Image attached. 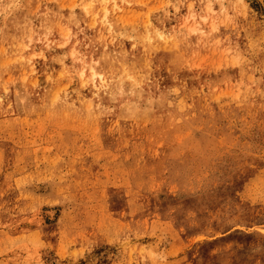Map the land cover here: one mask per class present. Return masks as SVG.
I'll list each match as a JSON object with an SVG mask.
<instances>
[{
	"label": "rangeland",
	"instance_id": "374dc122",
	"mask_svg": "<svg viewBox=\"0 0 264 264\" xmlns=\"http://www.w3.org/2000/svg\"><path fill=\"white\" fill-rule=\"evenodd\" d=\"M0 264H264V0H0Z\"/></svg>",
	"mask_w": 264,
	"mask_h": 264
}]
</instances>
